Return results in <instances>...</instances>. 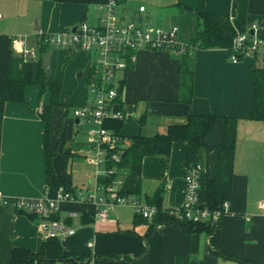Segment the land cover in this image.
Returning <instances> with one entry per match:
<instances>
[{
	"label": "crops",
	"instance_id": "1",
	"mask_svg": "<svg viewBox=\"0 0 264 264\" xmlns=\"http://www.w3.org/2000/svg\"><path fill=\"white\" fill-rule=\"evenodd\" d=\"M108 1L0 0V93L11 57L20 56L18 39L25 37L43 61L48 83L62 79L60 100L67 104L66 116L62 106L54 108L48 147L55 153L54 172L71 174L76 193L83 195L82 186L87 193L95 186L96 168L86 161L87 155L73 149L74 134L85 121L76 118L74 110L91 104L87 94L91 55L53 47L41 52L39 41L42 34L76 28L83 21L97 24L104 15L100 6ZM141 6L145 12H140ZM115 11L146 28L177 26L179 41L189 47L200 12L244 19L252 35L264 40V0H120ZM230 54L223 48L188 54L139 50L135 63L116 75V108L125 118L105 121L110 132L131 140L140 134H166L171 125L185 123L189 114L216 116L217 123L207 136L215 148L207 170L214 178L217 148L226 119L230 120L235 161L229 212L216 223L206 220L200 229L187 231L178 224L145 220L133 206L110 208L107 220L101 221L97 206L83 198L62 202L57 217L76 232L59 238L64 260L55 264H264V210L257 206L264 200V122L251 117L254 71L260 62L255 56H245L234 63ZM186 61L193 64L192 93L184 89ZM50 100L49 90L41 93V87L33 85L26 90L25 105L9 102L0 115V264H11L16 249L40 253L47 246L40 219L20 211L17 202L52 199L58 191L47 175L46 124L41 118ZM186 157L183 141L173 144L169 158L146 157L138 199L158 203L163 209L181 208ZM70 213L77 216L70 217Z\"/></svg>",
	"mask_w": 264,
	"mask_h": 264
},
{
	"label": "built area",
	"instance_id": "2",
	"mask_svg": "<svg viewBox=\"0 0 264 264\" xmlns=\"http://www.w3.org/2000/svg\"><path fill=\"white\" fill-rule=\"evenodd\" d=\"M117 0H109L100 6L104 15L93 25L87 21L81 22L76 28H70L54 34H42L39 43L53 48H66L86 51L91 55L90 72L88 76L91 104L74 110V116L85 120L96 127L88 131L89 154L86 161L96 168L95 186L84 196L81 193L65 192L59 189L55 198L20 199L17 208L27 211L40 219L41 228L46 239L67 237L75 234V229L60 221L57 215L62 202H77L80 198L87 203H93L98 208V218L107 220L110 208L115 206H133L137 214L152 221L157 214L155 206L145 204L135 197H125L119 194L123 179H117L114 184L104 187L99 184L101 175L114 173L107 169L109 160L118 163L124 150L131 145V140L118 133H112L105 125L107 119L123 120L125 114L116 108L119 91L116 85L118 72L128 70L136 61L139 50L173 51L178 54L190 53V47L178 39L179 28L173 26L168 30L162 28H146L135 20L120 17L115 8ZM140 12L146 7L141 6ZM3 18L0 14V20ZM18 51L25 63L38 59V51L28 46L26 38L20 37L17 42ZM238 53L244 56L259 55L264 57V40L257 39L248 30L238 33L234 40V51L231 60L240 61ZM117 151V152H113ZM204 168L198 164L186 168L185 201L181 208L171 209V214L181 213V217L194 223L210 220L218 222L221 216L229 212V202L212 211L201 206V178ZM104 193L105 197L99 194ZM258 209L264 210V200L258 203ZM77 216L70 213V217Z\"/></svg>",
	"mask_w": 264,
	"mask_h": 264
},
{
	"label": "trees",
	"instance_id": "3",
	"mask_svg": "<svg viewBox=\"0 0 264 264\" xmlns=\"http://www.w3.org/2000/svg\"><path fill=\"white\" fill-rule=\"evenodd\" d=\"M119 3L120 0H117ZM248 29L244 19L230 18L213 15L205 12L199 13V22L196 36L190 46V52L197 49L223 48L230 52L234 51V40L238 33H246ZM48 45L39 43L41 52H45ZM188 54V53H186ZM240 59L243 54L238 53ZM260 62L254 71V86L252 93L251 117L264 122V57L255 55ZM261 58V59H260ZM187 62V61H186ZM184 89L192 93L193 89V64L188 61L183 70ZM33 85L41 87V93L49 90L51 100L45 106L41 118L46 124V159L47 175L52 185L65 192L76 193L71 174L65 172L56 174L53 169L52 159L55 153L49 152V139L52 130V119L54 108L63 107V117L66 116L67 104L61 103L62 79L48 83L46 68L41 58L25 63L21 56H12L9 64L8 76L5 79L0 93V115L5 112L9 102L26 104V90ZM218 118L216 116L189 114L183 124L171 125L166 134L146 137L142 134L131 138V145L121 155V161L116 163L109 160L106 168L113 169L110 175H101L99 184L107 187L117 179H123L124 184L119 189V194L125 197L138 198L141 193L143 161L150 156H164L169 158L173 144L183 141L187 144L186 168L202 165L204 170L201 178V206L212 211L220 209L228 202L232 193L234 178L235 145L230 141L234 134V127L229 126L226 119V127L222 142L218 146L217 175L210 177L208 173V159L210 153L215 149L207 142V136L213 131ZM228 124V125H227ZM117 152V151H113ZM149 205L157 208L154 220L164 224H178L187 231L200 229L202 223H194L181 217L179 214H171V209H163L158 203ZM35 216L34 214H32ZM58 218V217H57ZM215 226V225H214ZM207 227V226H205ZM47 246L40 253L16 249L12 256L11 264H55L63 261L62 246L59 238L47 240ZM224 253L221 250L218 251ZM229 256L228 254H224Z\"/></svg>",
	"mask_w": 264,
	"mask_h": 264
},
{
	"label": "rangeland",
	"instance_id": "4",
	"mask_svg": "<svg viewBox=\"0 0 264 264\" xmlns=\"http://www.w3.org/2000/svg\"><path fill=\"white\" fill-rule=\"evenodd\" d=\"M87 94H88V98L91 99L89 90L87 91ZM70 113H72V110ZM91 129H92V126H89L85 121H82V129L80 128V130L76 131V133L74 134L73 149L80 154H85V156L89 154V143H88L87 132ZM82 189H83V193L85 194L84 196H86L87 189L84 186H82ZM99 195L105 197L104 193H101Z\"/></svg>",
	"mask_w": 264,
	"mask_h": 264
},
{
	"label": "water",
	"instance_id": "5",
	"mask_svg": "<svg viewBox=\"0 0 264 264\" xmlns=\"http://www.w3.org/2000/svg\"><path fill=\"white\" fill-rule=\"evenodd\" d=\"M251 34H253V35H254V32H253V31H251Z\"/></svg>",
	"mask_w": 264,
	"mask_h": 264
}]
</instances>
